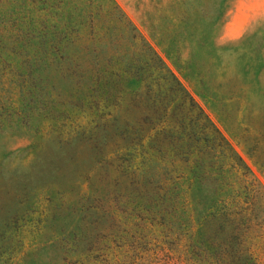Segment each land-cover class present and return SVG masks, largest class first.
I'll return each instance as SVG.
<instances>
[{
	"label": "rangeland",
	"instance_id": "rangeland-1",
	"mask_svg": "<svg viewBox=\"0 0 264 264\" xmlns=\"http://www.w3.org/2000/svg\"><path fill=\"white\" fill-rule=\"evenodd\" d=\"M115 1L264 184V0ZM69 64L30 88L0 74V264H59L53 239L75 224L90 230L86 249L111 231L136 239L132 264H197L139 217L149 187L122 159L137 141L165 146L158 129L184 107L148 79L123 80L99 115L84 102L88 74Z\"/></svg>",
	"mask_w": 264,
	"mask_h": 264
},
{
	"label": "trees",
	"instance_id": "trees-1",
	"mask_svg": "<svg viewBox=\"0 0 264 264\" xmlns=\"http://www.w3.org/2000/svg\"><path fill=\"white\" fill-rule=\"evenodd\" d=\"M67 64L71 74H88L91 98L84 102L99 115L123 80L148 79L157 96L170 95V101L177 99L184 107L179 119L158 129L168 135L165 146L137 141L122 158H134L130 167L149 187L137 194L145 212L139 217L157 226L164 242L175 239L180 254L193 263L264 264L257 253L264 248V184L119 4L0 0V74L17 73L30 88L52 73L62 74ZM102 93L104 100H98L96 95ZM168 158L179 166L157 168L155 173L147 168L155 166L154 161L167 164ZM89 236L90 230L80 224L56 236L53 242L62 250L59 264H132L128 247L136 239L122 244L104 231L93 247L83 248Z\"/></svg>",
	"mask_w": 264,
	"mask_h": 264
}]
</instances>
